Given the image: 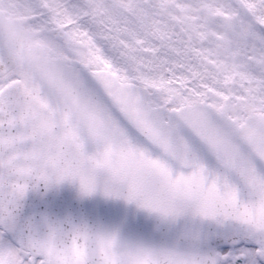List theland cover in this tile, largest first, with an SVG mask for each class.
Returning a JSON list of instances; mask_svg holds the SVG:
<instances>
[{
  "label": "snow or ice",
  "instance_id": "6c2138e0",
  "mask_svg": "<svg viewBox=\"0 0 264 264\" xmlns=\"http://www.w3.org/2000/svg\"><path fill=\"white\" fill-rule=\"evenodd\" d=\"M0 264H264V0H0Z\"/></svg>",
  "mask_w": 264,
  "mask_h": 264
}]
</instances>
